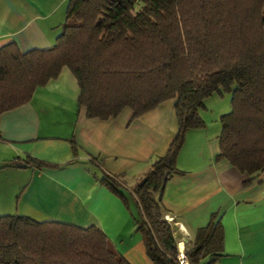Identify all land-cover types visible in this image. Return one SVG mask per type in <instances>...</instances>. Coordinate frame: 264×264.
<instances>
[{"label": "trees", "instance_id": "trees-1", "mask_svg": "<svg viewBox=\"0 0 264 264\" xmlns=\"http://www.w3.org/2000/svg\"><path fill=\"white\" fill-rule=\"evenodd\" d=\"M68 67L78 81V107L109 120H132L176 100L178 132L167 153L136 181L137 232L154 264H179L175 228L165 217L168 182L189 130L204 129V101L231 94L220 116V154L251 184L264 173V0H70L66 22L48 50L0 47V115L29 103ZM75 158L79 148L72 140ZM31 156L26 164L61 169ZM128 206L122 177L98 179ZM214 213L185 250L189 264L224 256V228ZM177 222V221H176ZM206 260H208L206 262ZM0 264H130L97 227L0 216Z\"/></svg>", "mask_w": 264, "mask_h": 264}, {"label": "crops", "instance_id": "crops-1", "mask_svg": "<svg viewBox=\"0 0 264 264\" xmlns=\"http://www.w3.org/2000/svg\"><path fill=\"white\" fill-rule=\"evenodd\" d=\"M69 1L0 0V47L14 43L22 53L51 49L66 22ZM79 95L77 79L64 67L29 103L0 115V172L15 178L8 185H15L17 200L11 203L0 189V214H14L10 210L15 204L16 215L36 221L94 226L130 264H154L137 232L131 189L173 142L179 129L176 100L135 120L130 109L101 120L88 118L86 108L78 107ZM225 97L228 109L209 116L206 104L201 111L206 128L187 132L177 160L183 174L168 182L163 203L174 227L186 231L177 229L174 235L179 243L184 239L185 250L217 213L224 228V256L215 264H264V173L246 184L248 175L226 160L217 161L218 118L231 105L230 96ZM72 140L79 148L77 158ZM27 156L54 165L75 163L40 170L26 164ZM104 172L123 178L128 206L100 184Z\"/></svg>", "mask_w": 264, "mask_h": 264}, {"label": "rangeland", "instance_id": "rangeland-1", "mask_svg": "<svg viewBox=\"0 0 264 264\" xmlns=\"http://www.w3.org/2000/svg\"><path fill=\"white\" fill-rule=\"evenodd\" d=\"M225 96H230V100H231V94L229 93H224V97H220L218 95H214V97L212 98H207L205 101H204V104L212 110H210V114L209 116H213V115H218L220 114L219 112L222 111V109L224 107H226L228 109V105H226V97ZM228 104V103H227ZM231 104V102H230ZM230 110H231V105L229 106ZM228 110V112L230 111ZM220 118H218V123L221 125L220 121H219ZM214 121V119L211 118V121ZM15 180V178L11 177V175H9L8 173H2L0 172V189L3 191L2 194L6 195L7 198H11V203H13V201L16 203V198L15 200L13 199V194L12 191L14 192V190L16 189L15 188V185L14 184H10L8 185V183H10L11 181ZM9 188L11 190H9ZM127 196H130L129 195V192L127 190H125ZM20 195V194H19ZM10 203V202H9ZM15 204L12 205L11 207V213L14 212V214H9V213H5V214H0V216H6V215H16L15 211H17V207L15 206ZM175 228V231L177 230L176 227Z\"/></svg>", "mask_w": 264, "mask_h": 264}, {"label": "built area", "instance_id": "built-area-1", "mask_svg": "<svg viewBox=\"0 0 264 264\" xmlns=\"http://www.w3.org/2000/svg\"><path fill=\"white\" fill-rule=\"evenodd\" d=\"M165 219L171 224V225H176V224H174V219L172 218V217H170V216H166L165 217ZM178 229V231L179 230H181V232H182V234H185L186 235V231H185V229L182 227V226H180L179 228H177ZM181 240H180V243L178 244V250H179V254H178V262H179V264H189V261H188V259H187V257H186V254H185V248H183V249H181V244H183L184 245V239L183 238H180Z\"/></svg>", "mask_w": 264, "mask_h": 264}, {"label": "bare ground", "instance_id": "bare-ground-1", "mask_svg": "<svg viewBox=\"0 0 264 264\" xmlns=\"http://www.w3.org/2000/svg\"><path fill=\"white\" fill-rule=\"evenodd\" d=\"M180 247H181V249H183V248H184V245H183V244H181V246H180Z\"/></svg>", "mask_w": 264, "mask_h": 264}]
</instances>
